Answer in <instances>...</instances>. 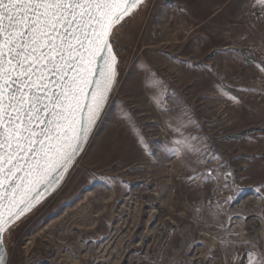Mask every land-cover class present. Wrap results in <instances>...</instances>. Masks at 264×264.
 Masks as SVG:
<instances>
[{
	"label": "rangeland",
	"instance_id": "374dc122",
	"mask_svg": "<svg viewBox=\"0 0 264 264\" xmlns=\"http://www.w3.org/2000/svg\"><path fill=\"white\" fill-rule=\"evenodd\" d=\"M114 38L109 104L8 264H264V7L146 0Z\"/></svg>",
	"mask_w": 264,
	"mask_h": 264
},
{
	"label": "snow or ice",
	"instance_id": "6c2138e0",
	"mask_svg": "<svg viewBox=\"0 0 264 264\" xmlns=\"http://www.w3.org/2000/svg\"><path fill=\"white\" fill-rule=\"evenodd\" d=\"M142 3L0 0V264L12 220L71 164L102 115L118 75L110 37Z\"/></svg>",
	"mask_w": 264,
	"mask_h": 264
},
{
	"label": "water",
	"instance_id": "95a60500",
	"mask_svg": "<svg viewBox=\"0 0 264 264\" xmlns=\"http://www.w3.org/2000/svg\"><path fill=\"white\" fill-rule=\"evenodd\" d=\"M145 2H146V0H143V3L142 4H144ZM142 4H140L139 7ZM137 9H134L132 11V13L129 16L125 17V19L123 21H125L127 18H129ZM110 39H111V37H110ZM117 61H118V59H117ZM116 68H117V73H118V63L116 65ZM117 81H118V75L116 77V81H115L113 90L109 93V99H108V101L106 103V106H105L103 112H102V115L96 121V123L93 125V127H92V129H91V131L89 133V136L86 139V141L81 144L80 150L72 158L71 164H69V166L63 172L54 174L55 175V179H54V181L52 182V184L50 186H46L44 184H41V185H38L37 186L39 188V196L33 201V206L30 208L29 211L25 212L18 220H12V223L9 225L8 229L12 225H14L18 221H20L22 218H24L25 216H27L29 213H31L32 211H34L37 207H39L43 202H45L48 198H50L52 195H54L63 186V184L65 183V181H66V179H67V177H68V175L70 173V171L73 169V167L75 166L77 160L81 157V155L83 154V152L87 148V146H88V144H89V142H90V140H91V138H92V136H93V134H94V132H95V130H96V128H97V126H98V124H99V122H100V120H101V118H102V116H103V114H104V112H105L108 104H109V101L111 99V95H112V93H113V91H114V89H115V87L117 85ZM21 175H22V173H21ZM33 196L36 197V193L35 192L33 193ZM20 207H23V205H20ZM0 212H3V208H0ZM3 247H4V264H8V252H7L6 248H5L4 242H3Z\"/></svg>",
	"mask_w": 264,
	"mask_h": 264
},
{
	"label": "built area",
	"instance_id": "2783aa9c",
	"mask_svg": "<svg viewBox=\"0 0 264 264\" xmlns=\"http://www.w3.org/2000/svg\"><path fill=\"white\" fill-rule=\"evenodd\" d=\"M122 24V23H121ZM120 24V25H121ZM119 25V26H120ZM118 28V27H117ZM117 28L114 30V33H113V35L111 36V45H112V48H113V50H114V52H115V54H116V56H117V59H118V66H120V64H121V57H120V53H119V47H117V43H116V41H115V33H116V30H117Z\"/></svg>",
	"mask_w": 264,
	"mask_h": 264
},
{
	"label": "bare ground",
	"instance_id": "6f19581e",
	"mask_svg": "<svg viewBox=\"0 0 264 264\" xmlns=\"http://www.w3.org/2000/svg\"><path fill=\"white\" fill-rule=\"evenodd\" d=\"M4 242V241H3Z\"/></svg>",
	"mask_w": 264,
	"mask_h": 264
}]
</instances>
